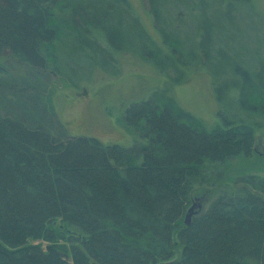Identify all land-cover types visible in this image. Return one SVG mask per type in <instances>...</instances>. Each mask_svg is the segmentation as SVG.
I'll use <instances>...</instances> for the list:
<instances>
[{"label": "trees", "instance_id": "trees-1", "mask_svg": "<svg viewBox=\"0 0 264 264\" xmlns=\"http://www.w3.org/2000/svg\"><path fill=\"white\" fill-rule=\"evenodd\" d=\"M143 1L165 50L125 0H0V264H264V171L229 175L264 128V62L232 46L252 0ZM188 51L199 66L222 63L215 127L167 89L125 110L129 147L70 137L54 111L49 78L75 85L68 61L118 73L115 55L129 52L170 76Z\"/></svg>", "mask_w": 264, "mask_h": 264}, {"label": "rangeland", "instance_id": "rangeland-1", "mask_svg": "<svg viewBox=\"0 0 264 264\" xmlns=\"http://www.w3.org/2000/svg\"><path fill=\"white\" fill-rule=\"evenodd\" d=\"M125 2L150 39L165 50L153 27L144 1L125 0ZM252 5L256 13L245 12L235 16L237 31L233 38L235 45L232 44V46L239 50L246 59L259 60L260 58L264 62V0H252ZM257 42H261V54ZM145 50L147 51V49ZM189 51L184 54L187 67L180 69L183 76L174 70L170 76H166L156 70L153 64L129 52L115 55L118 62V73H115L112 67L106 73L100 69L90 70L85 60H83L84 63L68 61L64 64L63 69L68 75L71 74L75 85L56 76L49 78V89L54 88L51 97L54 111L70 137L96 139L105 146L129 147L133 143V136L127 132L123 125L122 116L125 110L132 104L148 100L154 92L167 89L179 107L192 114L206 128L215 127L220 124L217 112L221 106L216 103V93L215 90L214 92L212 90V83L215 82L213 73L222 69V63L213 61L206 63V66H199L200 64L190 60ZM148 53L152 56L154 51ZM3 64L11 67L14 72L20 69L13 62L4 61ZM83 73L90 75L88 81L82 80V77L86 76ZM82 74L83 76H81ZM2 77L1 75L0 79ZM178 77L182 78L181 83L171 84ZM219 79L224 84H229L231 81L229 76ZM230 96L227 91L222 94L223 100H230ZM254 102L259 104V101ZM229 103L224 101L223 104V109L228 117L232 112V103ZM234 119L261 124L258 118L242 112H236ZM230 170L229 175L231 176L263 174L264 128L259 126L255 130L252 157L247 160H233ZM205 197L206 195L197 196V199L201 200V202L199 201L200 205L203 204ZM34 243L41 244L43 249L46 248L44 241ZM63 260L66 261L64 258Z\"/></svg>", "mask_w": 264, "mask_h": 264}, {"label": "water", "instance_id": "water-1", "mask_svg": "<svg viewBox=\"0 0 264 264\" xmlns=\"http://www.w3.org/2000/svg\"><path fill=\"white\" fill-rule=\"evenodd\" d=\"M201 209V205L199 202H192L191 206L188 208L183 223L185 226H189L191 222V218Z\"/></svg>", "mask_w": 264, "mask_h": 264}]
</instances>
